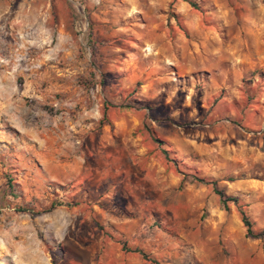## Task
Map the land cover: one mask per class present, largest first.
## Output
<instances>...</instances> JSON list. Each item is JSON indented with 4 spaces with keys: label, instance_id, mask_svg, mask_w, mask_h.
<instances>
[{
    "label": "rangeland",
    "instance_id": "rangeland-1",
    "mask_svg": "<svg viewBox=\"0 0 264 264\" xmlns=\"http://www.w3.org/2000/svg\"><path fill=\"white\" fill-rule=\"evenodd\" d=\"M195 177L264 230V0H0V264H77L107 193L155 264H264Z\"/></svg>",
    "mask_w": 264,
    "mask_h": 264
},
{
    "label": "crops",
    "instance_id": "crops-1",
    "mask_svg": "<svg viewBox=\"0 0 264 264\" xmlns=\"http://www.w3.org/2000/svg\"><path fill=\"white\" fill-rule=\"evenodd\" d=\"M108 194L107 200L101 197L99 212L87 217L90 234H86L83 240L70 243L69 252L75 254L77 264H155L153 256L139 247L140 243L136 242L134 246L129 244V239L140 227V220L132 214L116 212V204L109 203ZM112 203V206L109 205ZM127 206L133 208V200H129ZM149 230H153V227Z\"/></svg>",
    "mask_w": 264,
    "mask_h": 264
},
{
    "label": "trees",
    "instance_id": "trees-1",
    "mask_svg": "<svg viewBox=\"0 0 264 264\" xmlns=\"http://www.w3.org/2000/svg\"><path fill=\"white\" fill-rule=\"evenodd\" d=\"M193 7H196L195 4L191 3ZM164 153L167 155L169 152L164 151ZM195 180L198 181L199 183L205 184V185H212L215 189L216 194L219 196L220 201L223 205V207L227 208L231 205L234 204L241 216V220L246 228V235L249 238L253 239H264V230H259L256 228L255 223L253 220L250 218L247 210H246V205L243 204V202L235 196H229L227 195L224 191L220 190L217 186V182L215 181H207L204 178H199L195 177Z\"/></svg>",
    "mask_w": 264,
    "mask_h": 264
}]
</instances>
